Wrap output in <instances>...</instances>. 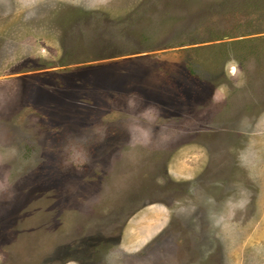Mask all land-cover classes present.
Masks as SVG:
<instances>
[{"label": "rangeland", "instance_id": "374dc122", "mask_svg": "<svg viewBox=\"0 0 264 264\" xmlns=\"http://www.w3.org/2000/svg\"><path fill=\"white\" fill-rule=\"evenodd\" d=\"M0 264H264V0H0Z\"/></svg>", "mask_w": 264, "mask_h": 264}, {"label": "crops", "instance_id": "0c3cea01", "mask_svg": "<svg viewBox=\"0 0 264 264\" xmlns=\"http://www.w3.org/2000/svg\"><path fill=\"white\" fill-rule=\"evenodd\" d=\"M195 153L197 154V156H195V159H199L200 160L199 153H197V152H195ZM177 159H178V157H176V158H174V156L173 157L172 156L170 157L169 161L166 163L167 172L168 173L170 172V174L182 176V174H185V173H181L180 171H179L180 173H177L176 172V171H178V169L175 168V165L177 163ZM179 161H181V160H179ZM196 163L197 162L192 161V163L190 165H195ZM172 166H173V168H171ZM184 167H187V169H189L190 166L186 165ZM197 174H198V171L194 172V175H197ZM152 224H153V221H151L149 223H146L145 222L144 225H142L140 227V229H139L140 232L142 234L149 233L151 235L154 231H157V229H158V228H156L157 225L154 226ZM141 236H143V235H141ZM138 237H140V236H138Z\"/></svg>", "mask_w": 264, "mask_h": 264}]
</instances>
